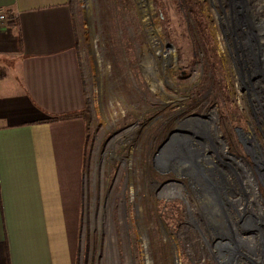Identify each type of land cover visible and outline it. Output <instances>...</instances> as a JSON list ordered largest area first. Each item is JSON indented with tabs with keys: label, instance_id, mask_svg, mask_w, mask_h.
I'll return each mask as SVG.
<instances>
[{
	"label": "rangeland",
	"instance_id": "obj_1",
	"mask_svg": "<svg viewBox=\"0 0 264 264\" xmlns=\"http://www.w3.org/2000/svg\"><path fill=\"white\" fill-rule=\"evenodd\" d=\"M263 7L73 0L74 264H264Z\"/></svg>",
	"mask_w": 264,
	"mask_h": 264
},
{
	"label": "crops",
	"instance_id": "obj_2",
	"mask_svg": "<svg viewBox=\"0 0 264 264\" xmlns=\"http://www.w3.org/2000/svg\"><path fill=\"white\" fill-rule=\"evenodd\" d=\"M72 4L0 0L16 15L0 30V264H74L89 133Z\"/></svg>",
	"mask_w": 264,
	"mask_h": 264
},
{
	"label": "built area",
	"instance_id": "obj_3",
	"mask_svg": "<svg viewBox=\"0 0 264 264\" xmlns=\"http://www.w3.org/2000/svg\"><path fill=\"white\" fill-rule=\"evenodd\" d=\"M15 14H10L7 10L4 8H0V30L9 22L15 21Z\"/></svg>",
	"mask_w": 264,
	"mask_h": 264
},
{
	"label": "trees",
	"instance_id": "obj_4",
	"mask_svg": "<svg viewBox=\"0 0 264 264\" xmlns=\"http://www.w3.org/2000/svg\"><path fill=\"white\" fill-rule=\"evenodd\" d=\"M7 76V72H6V70L5 69H3V68H0V80H2V79H4L5 77ZM69 117H72V116H65V117H62V118H58L57 120H62V119H67V118H69ZM247 189V191H248V188H246ZM235 202H237L236 200H235ZM240 205V204H239ZM237 208L238 209H240L238 206H237ZM250 240V241H249ZM247 242H248V247H252V245H253V240L252 239H249Z\"/></svg>",
	"mask_w": 264,
	"mask_h": 264
},
{
	"label": "bare ground",
	"instance_id": "obj_5",
	"mask_svg": "<svg viewBox=\"0 0 264 264\" xmlns=\"http://www.w3.org/2000/svg\"><path fill=\"white\" fill-rule=\"evenodd\" d=\"M263 9H264V7H263ZM256 11H257V13H260V10H259V7H258V9H256ZM263 14H264V10H263ZM260 15V14H259ZM263 33H264V29H263ZM264 36V35H263ZM264 38V37H263ZM262 49H263V54H264V41H263V45H262ZM176 195V194H175ZM178 195H179V193H178ZM166 197L167 196H169V194H166L165 195ZM172 196H174V194L172 195ZM260 221H262L261 219H260ZM263 222V221H262ZM224 224V223H223ZM225 226V225H224Z\"/></svg>",
	"mask_w": 264,
	"mask_h": 264
}]
</instances>
